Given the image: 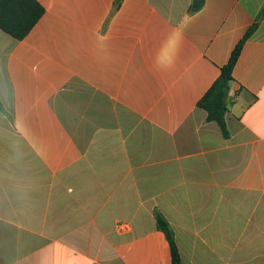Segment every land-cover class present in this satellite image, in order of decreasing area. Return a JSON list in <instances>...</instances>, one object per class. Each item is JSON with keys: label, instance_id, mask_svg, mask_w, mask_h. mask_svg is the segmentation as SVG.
I'll return each instance as SVG.
<instances>
[{"label": "crops", "instance_id": "1", "mask_svg": "<svg viewBox=\"0 0 264 264\" xmlns=\"http://www.w3.org/2000/svg\"><path fill=\"white\" fill-rule=\"evenodd\" d=\"M37 1L0 30V264H172L156 211L182 264H264V0ZM256 23L226 138L198 103Z\"/></svg>", "mask_w": 264, "mask_h": 264}, {"label": "trees", "instance_id": "2", "mask_svg": "<svg viewBox=\"0 0 264 264\" xmlns=\"http://www.w3.org/2000/svg\"><path fill=\"white\" fill-rule=\"evenodd\" d=\"M205 0H193L190 13L200 11ZM45 14L44 7L37 0H0V30L16 40L25 39ZM264 17V9L260 18ZM258 27L254 24L244 38L234 48L229 62L222 67L221 74L198 103V107L207 112V121L215 122L228 138L230 133L226 121L228 112V95L233 81V71L245 43L253 36ZM0 109H3L0 101ZM158 230L163 232L170 244L172 264H182L176 235L167 219L158 211L155 212Z\"/></svg>", "mask_w": 264, "mask_h": 264}, {"label": "built area", "instance_id": "3", "mask_svg": "<svg viewBox=\"0 0 264 264\" xmlns=\"http://www.w3.org/2000/svg\"><path fill=\"white\" fill-rule=\"evenodd\" d=\"M117 230L120 234L127 233L130 230V225L126 222H120L117 224Z\"/></svg>", "mask_w": 264, "mask_h": 264}]
</instances>
